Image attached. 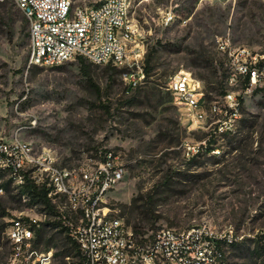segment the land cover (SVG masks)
Segmentation results:
<instances>
[{"label": "rangeland", "instance_id": "obj_1", "mask_svg": "<svg viewBox=\"0 0 264 264\" xmlns=\"http://www.w3.org/2000/svg\"><path fill=\"white\" fill-rule=\"evenodd\" d=\"M130 1L144 62L150 57L152 66L137 88L124 79L126 68L92 66L87 76L78 60L30 64L28 22L21 32L25 14L14 0H0V140L54 152L70 166L114 151L126 172L107 197L113 213L145 232L231 229L236 244L226 250V263L264 264V71L256 82L241 77L231 86L227 80L230 52L247 48L264 65V0ZM180 70L201 80L211 96L201 121L167 89ZM224 89L239 101L228 130L219 128ZM212 102L223 111L212 112ZM0 177V264H21L26 253L16 257L7 227L21 213H33L36 201L7 172ZM41 234L35 246L52 248L49 264H78L75 247L55 225Z\"/></svg>", "mask_w": 264, "mask_h": 264}, {"label": "built area", "instance_id": "obj_2", "mask_svg": "<svg viewBox=\"0 0 264 264\" xmlns=\"http://www.w3.org/2000/svg\"><path fill=\"white\" fill-rule=\"evenodd\" d=\"M29 24V63L59 66L84 58L94 65L126 68L124 79L132 88L147 82L144 48L137 41L138 24L130 17V0H101L75 6L73 0H14ZM234 57L227 76L231 86L241 77L256 82L263 61L247 48L230 52ZM167 89L197 121L206 118L208 103L202 81L190 71L169 77ZM225 120L219 128L233 129L239 101L235 92L223 95ZM212 112H222L216 103ZM230 123V126L224 125ZM190 151L195 145L187 144ZM0 171H5L22 191L28 182L47 191L49 204L35 200L33 213L18 215L7 227L21 264H49L52 248L38 251L39 232L55 225L75 247L78 264H227L225 253L235 243L231 229L217 231L207 225L184 229L163 227L137 230L107 204L111 190L124 178L120 156L106 150L98 159L63 164L51 151H35L19 140H0ZM5 185L0 177V194ZM27 193V192H24ZM28 194V193H27Z\"/></svg>", "mask_w": 264, "mask_h": 264}, {"label": "trees", "instance_id": "obj_3", "mask_svg": "<svg viewBox=\"0 0 264 264\" xmlns=\"http://www.w3.org/2000/svg\"><path fill=\"white\" fill-rule=\"evenodd\" d=\"M26 22L27 20L23 21V25H22V28H21V32L24 33L25 31V26H26ZM80 62V66H81V71L87 75V76H90V72H91V67L92 66H98V65H94L92 64L91 62H89L88 60L84 59V58H80L78 60ZM151 61H150V57H147L145 59V71L147 73V76H150L151 74V71H152V66H151ZM107 67L109 68H112V69H118L117 67H113L112 65H107ZM89 79L92 81V78L89 77ZM248 80V78H246ZM227 92V89H224L221 91V94L222 95H225V93ZM207 96V95H206ZM209 97V98H208ZM208 99H211V96L208 95L207 96ZM212 150H214V147H207V152H211ZM24 192H27L31 197L32 199L34 200H38L40 202H44L46 204H49L48 202V199H47V191L44 190V189H40L38 190L36 188L35 185H33L32 183L28 182L27 185H26V188L24 189ZM137 230H140L139 227H137L136 225H133ZM42 232H39L38 235L39 236H42L41 234ZM261 238L262 240H264V235H261ZM68 240V239H67ZM236 243H234L232 246H235ZM80 264V262H79Z\"/></svg>", "mask_w": 264, "mask_h": 264}]
</instances>
